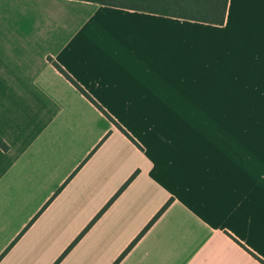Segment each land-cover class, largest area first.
I'll use <instances>...</instances> for the list:
<instances>
[{"label":"crops","instance_id":"1","mask_svg":"<svg viewBox=\"0 0 264 264\" xmlns=\"http://www.w3.org/2000/svg\"><path fill=\"white\" fill-rule=\"evenodd\" d=\"M263 66L264 0L222 25L0 0V264H54L134 173L58 264H114L168 201L118 264H261L264 121L201 114L248 112Z\"/></svg>","mask_w":264,"mask_h":264},{"label":"trees","instance_id":"2","mask_svg":"<svg viewBox=\"0 0 264 264\" xmlns=\"http://www.w3.org/2000/svg\"><path fill=\"white\" fill-rule=\"evenodd\" d=\"M86 2L96 3L103 6H110L134 11H141L155 15L174 17L211 25H222L224 23L225 11L228 0H82ZM51 61V59H49ZM55 68L64 75L79 91L82 93L96 108H98L118 129L127 134L120 128L103 110L98 106L56 63H52ZM0 148L6 150L7 146L0 139ZM136 176L134 173L114 195V197L106 204V206L96 215V217L88 224V226L80 233V235L72 242V244L64 251L54 264H58L73 245L84 235V233L95 223L102 213L109 207L116 197L126 188V186ZM170 201H168L155 217L148 223L144 230L133 240L123 254L114 262H118L126 255V253L135 245L156 219L167 209ZM1 259V257H0Z\"/></svg>","mask_w":264,"mask_h":264},{"label":"rangeland","instance_id":"3","mask_svg":"<svg viewBox=\"0 0 264 264\" xmlns=\"http://www.w3.org/2000/svg\"><path fill=\"white\" fill-rule=\"evenodd\" d=\"M233 66L234 72L238 71L240 73L241 79L246 78L245 75L247 73H253V66L250 64L251 61L248 60V64L243 63V60L238 63L236 56L234 55L233 59ZM243 63V64H241ZM239 64V65H238ZM247 65V66H246ZM262 67V66H261ZM261 70L256 75L258 79L256 81H249L248 87L246 92H248L249 96L243 99V102H246L248 105L249 111L242 112V113H215V114H201L202 117L210 116L212 120H232V121H243V122H250L249 125L251 126V122L256 121H264V66H263V73L261 74ZM245 85L247 84L246 81ZM211 104H224L221 102H215ZM228 104V103H227ZM245 104V103H243Z\"/></svg>","mask_w":264,"mask_h":264},{"label":"snow or ice","instance_id":"4","mask_svg":"<svg viewBox=\"0 0 264 264\" xmlns=\"http://www.w3.org/2000/svg\"><path fill=\"white\" fill-rule=\"evenodd\" d=\"M261 264H264V261H261Z\"/></svg>","mask_w":264,"mask_h":264}]
</instances>
